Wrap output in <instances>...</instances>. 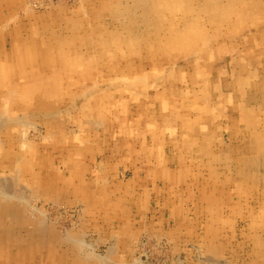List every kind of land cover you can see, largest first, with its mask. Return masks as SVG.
<instances>
[{
  "label": "rangeland",
  "instance_id": "obj_1",
  "mask_svg": "<svg viewBox=\"0 0 264 264\" xmlns=\"http://www.w3.org/2000/svg\"><path fill=\"white\" fill-rule=\"evenodd\" d=\"M92 1L17 0L16 2L14 20L10 19L7 23V27L13 31L27 26L26 22L29 18L32 20L39 18L43 19L42 21L47 20V23L58 28L59 32L63 28L62 32L69 35L71 32L76 33V29L71 31L70 25L73 21L79 25L80 32L77 33L85 35L86 38L89 37L90 42L94 40L95 43L100 42V44L89 46L92 48L88 52H92L90 59L94 65L93 71L85 64L78 68L79 71L73 73L71 80L66 77L71 84L66 87L69 91L53 94L45 89V95L48 97L40 95L43 97L41 99L38 96L30 99V94H27L24 99L30 100L26 103L18 101V98L11 96V93L4 92L5 96L2 97L0 105V186L7 184L9 194L5 186L6 192L1 195V199L16 203L19 202L17 198L21 197L22 200L27 198L30 205L28 204L27 210L23 212L30 220L44 216L47 217V224L50 227L56 225L65 234L72 230L74 233H83L90 251L95 248L93 253L101 255L109 253L110 258L113 256L116 259L118 254L110 248L113 244L110 241L99 242L96 236L99 238L100 235L90 233L92 229L88 224L92 214H88L89 206L84 198H78L76 201L63 193L61 198L44 199L30 182L23 180L28 179L32 173L18 168V154L31 151L30 154L34 158L35 153L38 155L43 150V155L48 152L53 158L56 173L63 171L68 175L67 184L70 188V183L74 184V181L69 177L68 156L70 152L74 153V144H79L82 151L89 153L88 157L81 159L85 162L84 165L90 167L88 173L90 178H100L101 186L107 188L119 183L120 187L123 186L117 194L120 196L121 209L126 208L127 214L137 219V224L131 226L135 227L132 228V239L134 234L139 236L136 233L138 230L143 229L142 235L134 245L135 248L123 247V262L128 264H264V0H219L220 2L218 0H164V5L168 4L164 8L168 7L166 16H169L170 20H163L166 17L163 14H157L156 25L147 28L140 24L139 31L128 27V29L119 28V25L116 26L110 20L106 21L111 22L109 27L112 29L104 31L103 19L100 17L95 21L94 18V15L97 16L96 12L101 11V7L93 13ZM99 1L96 0L93 3H100ZM160 3H163V0H160ZM5 11L9 16L7 7ZM173 18L176 19L177 25H174V28L171 22ZM92 20L94 22H91ZM187 21L193 22L189 24L194 26L191 27L192 33L189 31L188 37H184ZM93 23L96 26L94 31ZM165 24L167 25L163 27ZM178 25L181 26L178 27ZM68 27L70 29L67 30ZM95 33H100V37H92ZM190 38H193V41H190ZM188 41L190 42L185 43ZM87 47L83 44L79 46L83 51H86ZM159 74L163 76L160 75V77ZM133 75H136V80L139 79L138 83ZM119 77L121 80L131 79V85L127 79V82L121 81ZM143 79H146V82ZM142 80L144 83H141ZM59 82L64 83L61 77ZM85 86L87 88L83 91ZM140 87L146 93L143 90L140 91ZM123 97L131 100L128 114H122L118 107L117 102ZM6 98L10 99L7 103H5ZM103 98L104 103H100L98 107H89V101L102 102ZM15 101L19 102V106L14 104ZM164 103L167 104L163 105ZM239 105L240 109L237 110L236 106ZM92 108H99V110L94 112ZM202 115L206 117L200 121ZM8 117L12 119L8 120ZM2 120L6 124H3ZM126 121L132 128L130 135H127L122 127ZM1 123L5 127L1 126ZM150 123H152L151 132L147 133L145 129ZM97 124H99L98 127ZM73 138L76 139L74 144ZM82 142L85 143L82 144ZM120 148H123L122 153L119 152ZM109 152L115 155V158L107 161ZM159 158H162L161 163ZM39 163L40 156L38 163L33 166L38 173L45 170L37 166ZM1 177L6 180L4 178L2 180ZM10 177L8 181L7 178ZM180 177L183 179L182 181L179 179L182 183L179 187H187L186 194L192 199V204L183 205V207L191 209L192 213L194 211V214L182 215L185 218L188 217L187 225L182 222V216H176L175 213L173 215L171 212L174 210L173 207V210H168L163 206V202L168 201L165 197L168 196L169 185L173 188V180ZM128 184L131 186L134 184L137 187L135 195L129 193ZM204 195L210 198L217 196V201L219 200L216 204L217 213L206 212L205 209L209 208L206 204L209 201L202 199ZM170 197H173L172 193ZM164 198L165 200L162 201ZM146 199L148 201L144 202ZM168 203L171 202L168 201ZM211 204L215 205L213 202ZM19 207L23 208L21 205ZM112 208L114 209L115 206ZM115 212L120 213L122 217L118 216L110 220L111 225L106 227L110 233L114 230L117 221L127 222L120 211ZM148 221H154V223L151 224ZM199 222L201 228L194 229L193 223ZM5 223L3 221L0 223V230L6 228ZM175 230H177L175 238L168 235ZM124 234L125 239V231ZM5 238H7L6 235L3 236V240ZM128 242L131 246L133 245L130 239ZM8 247L6 244L2 245V237H0V250L5 253V257L6 252L9 254ZM110 250H113L114 254ZM42 256L45 257L46 253H42Z\"/></svg>",
  "mask_w": 264,
  "mask_h": 264
},
{
  "label": "bare ground",
  "instance_id": "obj_2",
  "mask_svg": "<svg viewBox=\"0 0 264 264\" xmlns=\"http://www.w3.org/2000/svg\"><path fill=\"white\" fill-rule=\"evenodd\" d=\"M96 0H93L91 3V7L95 11L98 10V7H101V11H97V16L94 15L95 21L100 19V17L103 19L104 23V31L105 30H111L112 28L109 27V23H114L116 26L119 25V28L124 29H135L138 30L140 28V24L142 26H145L147 28H151L156 23H158V15L157 14H163L166 18H163V20H170L169 16H166V10L164 6H168V4L164 5L163 3H160V0H100V3L97 6L95 2ZM169 1V0H168ZM193 1V0H192ZM199 1V0H198ZM219 1V0H218ZM255 1V0H254ZM17 0H0V105H1V99L4 97V92L6 94L11 93V96L14 98H18L17 100L20 102H28L32 97L41 99L43 98L40 95H43L45 97H48L46 94V90H49L47 92H50L53 94L55 92H64L69 91L67 86H70L68 80H66V77H69L70 80L74 76L73 73H76L79 71L78 68L83 67L85 64L89 66V68L93 71V64L90 59V56H92V52L90 51L92 48H89L90 45L94 44H100V42H96L92 40V42L89 41V37L86 38L85 35H81V33L78 31V23L73 22L70 25L71 31L73 29H76V33H72L67 35L62 32L64 30L62 27L61 32H59L56 27H52L50 24L46 21H42L43 19L36 18L35 20H32L29 18V20L26 22L27 26H24L19 28L18 30L13 31L11 28H8L7 23L10 21V19L14 20V11ZM35 2V1H33ZM88 2V1H87ZM175 2V1H174ZM220 2V1H219ZM235 2V1H234ZM258 2V1H257ZM260 2V1H259ZM42 3V2H39ZM218 3V2H217ZM223 3V2H222ZM31 4V3H30ZM61 4V3H60ZM83 4V3H81ZM242 4V3H241ZM262 4V3H261ZM22 5V4H21ZM28 5V4H27ZM33 5V4H32ZM62 5V4H61ZM76 5V4H75ZM220 5V4H219ZM230 5V4H229ZM246 5V3H245ZM254 5V4H253ZM68 6V5H67ZM83 6V5H82ZM159 6H163V8H158ZM5 7L8 8V12H10V15L7 16V11H5ZM49 7V6H48ZM96 7V8H95ZM180 7V6H178ZM187 7V6H186ZM189 7V6H188ZM227 7V6H226ZM19 8V7H18ZM37 8V7H36ZM66 8V7H65ZM71 8V7H70ZM79 8V7H78ZM158 8V9H157ZM177 8V7H176ZM209 8V7H208ZM25 9V8H24ZM41 9V8H40ZM212 9V8H211ZM230 9V8H229ZM79 10V9H78ZM195 11V10H194ZM228 11V10H227ZM55 12V11H54ZM70 12V11H69ZM191 12V11H190ZM83 13V12H82ZM187 13V12H185ZM249 13V12H248ZM55 14V13H54ZM78 14V13H77ZM180 14V13H179ZM243 14V13H242ZM247 14V13H245ZM243 14V15H245ZM251 14V13H250ZM259 13H257L258 15ZM30 15V14H29ZM53 15V14H52ZM102 15V16H101ZM35 16V15H34ZM72 16V15H71ZM86 16V15H85ZM253 16V15H252ZM32 17V16H30ZM54 17V16H53ZM241 17V15H240ZM245 18V16H243ZM175 18V17H174ZM174 18L171 20L173 23L172 27L174 28L177 26L175 24ZM189 18V17H188ZM200 18V16H199ZM204 18V17H203ZM260 18V17H259ZM55 19V18H54ZM88 19V18H87ZM193 19V18H192ZM49 20V19H48ZM52 20V19H51ZM75 20V19H74ZM106 20H110L111 22H107ZM197 20V19H195ZM205 20V19H204ZM232 20V19H231ZM241 20V19H240ZM254 20V19H253ZM163 21V22H166ZM194 21V20H193ZM219 21V20H218ZM221 21V20H220ZM242 21V20H241ZM65 23V21H63ZM62 22V23H63ZM91 22H94L92 20ZM188 22V21H187ZM200 22V21H199ZM61 23V24H62ZM167 23V22H166ZM193 22H188L186 24L187 30L184 33V37H188V33H192L191 27L194 25L189 24ZM162 24V23H161ZM179 24V23H178ZM233 24V23H232ZM58 25V24H57ZM56 25V26H57ZM167 24L163 25L165 27ZM175 25V26H174ZM183 25V24H181ZM181 25H178L180 27ZM199 25V24H198ZM252 25V24H251ZM66 26V25H65ZM114 26V25H112ZM160 26V25H159ZM185 26V25H184ZM237 26V25H236ZM253 26V25H252ZM27 27V28H26ZM93 31L95 30V23L92 24ZM99 26H97L98 28ZM102 27V29H103ZM128 27V28H127ZM157 27V26H156ZM198 27V26H197ZM114 28V27H113ZM200 28V27H199ZM70 29L69 27L67 30ZM238 29V28H237ZM251 31L254 29L250 28ZM90 30V29H88ZM205 30V29H204ZM73 31V32H75ZM132 31V30H131ZM139 31V30H138ZM183 31V30H182ZM69 32V31H68ZM125 32V31H124ZM146 32V31H145ZM151 32V31H150ZM205 32V31H204ZM255 32V31H254ZM143 33V32H142ZM251 33V32H250ZM76 34V35H75ZM100 34V33H99ZM98 33L94 34V36L100 37ZM104 34V33H103ZM106 34V33H105ZM118 34V33H117ZM211 34V33H210ZM92 35V34H91ZM139 35V34H137ZM155 35V34H154ZM170 35V34H169ZM240 35V33L238 34ZM253 36V34H252ZM68 37H72L71 39ZM127 37V36H126ZM167 37V36H166ZM207 37V36H206ZM220 37V36H219ZM103 38V37H102ZM158 38V37H157ZM171 38V37H170ZM110 39V38H109ZM143 39V38H142ZM169 39V38H168ZM201 39V38H200ZM141 40V38H140ZM164 40V39H163ZM214 40V39H213ZM250 40V39H249ZM152 41V40H151ZM172 41V40H171ZM190 41H193V38H190ZM185 42V43H189ZM202 41V40H200ZM216 41V40H215ZM115 42V41H114ZM173 42V41H172ZM217 42V41H216ZM220 42V41H219ZM108 43V42H107ZM88 46L86 51H83L79 48L80 45ZM110 44V43H109ZM108 44V45H109ZM153 44V43H151ZM171 44V42H170ZM175 44V42H173ZM209 44V43H208ZM211 44V43H210ZM205 45V44H204ZM217 45V43H216ZM206 46V45H205ZM129 47V46H128ZM131 47V46H130ZM211 47V45H210ZM252 47V46H251ZM255 47V46H253ZM257 47V46H256ZM160 48V47H159ZM190 48V47H189ZM133 49V48H132ZM135 49V48H134ZM181 49V48H180ZM250 49V48H249ZM254 49V48H251ZM250 49V50H251ZM179 50V49H178ZM177 50V51H178ZM184 50V49H183ZM205 50V49H204ZM240 50V49H239ZM245 50V49H244ZM151 51V50H150ZM153 51V50H152ZM207 51V49H206ZM140 52V51H139ZM194 51H192L193 53ZM204 52V51H203ZM208 52V51H207ZM211 52V51H210ZM153 53V52H152ZM184 53V52H183ZM139 54V53H138ZM196 54V53H195ZM199 54V53H198ZM243 54V52H241ZM132 55V54H131ZM149 55V54H148ZM194 54H192L193 56ZM232 55V54H231ZM151 57V56H150ZM188 57V56H185ZM243 57V56H242ZM162 58V57H161ZM182 58V57H181ZM197 58V57H196ZM195 58V59H196ZM201 58V57H200ZM204 58V57H203ZM257 58V57H256ZM260 58V57H259ZM94 59V58H93ZM97 60V59H96ZM110 60V59H108ZM137 60V59H136ZM135 60V61H136ZM154 60V59H153ZM152 60V61H153ZM183 60V58H182ZM198 60V59H197ZM245 60V59H244ZM243 60V61H244ZM76 61V62H73ZM95 61V60H94ZM130 61V60H129ZM151 61V62H152ZM172 61V60H171ZM200 61V60H199ZM259 61V60H258ZM133 62V61H132ZM139 62V61H138ZM164 62V61H163ZM169 62V61H168ZM195 62V61H194ZM193 62V63H194ZM202 62V61H201ZM192 63V64H193ZM168 64V63H167ZM185 64V63H184ZM191 64V62H190ZM202 64V63H201ZM141 65V63H140ZM152 65V64H151ZM159 65V64H158ZM166 65V64H165ZM173 64H171L172 66ZM175 65V64H174ZM163 66V65H162ZM178 66V64H177ZM195 66V65H194ZM200 66V64H199ZM102 67V66H101ZM105 67V66H104ZM103 67V68H104ZM138 67V66H137ZM152 67V66H151ZM173 67V66H172ZM182 67V66H181ZM201 67V66H200ZM205 66H203L204 68ZM149 68V67H148ZM218 68V67H217ZM119 69L121 67L119 66ZM192 69V67H191ZM206 69V68H205ZM215 69V67H214ZM219 69V68H218ZM97 70V69H96ZM118 70V69H117ZM148 70V69H147ZM211 70V69H210ZM104 71V70H103ZM156 71V70H155ZM172 71V70H171ZM177 71V70H176ZM219 71V70H217ZM63 73V75L61 73ZM88 72L90 70L88 69ZM159 72V71H157ZM166 72V71H165ZM170 72V70H169ZM203 72V71H202ZM206 72V71H205ZM213 72V71H212ZM210 72V74L212 73ZM138 73V72H137ZM144 73V72H143ZM161 73V72H159ZM255 73V72H254ZM257 73V72H256ZM146 76V73H144ZM162 74V73H161ZM159 74V76L161 75ZM178 74V73H177ZM101 75V74H100ZM152 75V74H151ZM223 75V74H222ZM99 76V75H98ZM134 76V75H133ZM144 76V75H143ZM163 76V75H161ZM160 76V77H161ZM257 76V75H256ZM259 76V75H258ZM60 77L64 81V83H60ZM136 80V75L134 76ZM142 77V75H141ZM204 77V76H202ZM98 78V77H97ZM120 78V77H119ZM129 78V77H128ZM140 78V75H139ZM144 78V77H143ZM261 78V76H260ZM99 79V78H98ZM127 79V78H126ZM125 78L122 79L123 81L126 80ZM141 79V78H140ZM153 79V78H152ZM155 79V78H154ZM163 79V77H162ZM166 79V78H165ZM169 79V78H168ZM96 80V79H95ZM117 81V79H115ZM121 80V78H120ZM121 80V81H122ZM128 80V79H127ZM126 80V82H127ZM131 80V79H130ZM130 80H128L129 84L131 83ZM133 79V81H135ZM139 80V79H137ZM136 80V81H137ZM144 81L146 79H143ZM142 80V81H143ZM215 80V79H214ZM213 80V81H214ZM141 82V83H144ZM177 81V80H176ZM114 82V81H113ZM146 82V81H145ZM243 82V81H242ZM246 82V81H245ZM97 83V82H95ZM94 83V84H95ZM138 83V81H137ZM160 83V82H159ZM185 83V82H184ZM238 83V82H237ZM249 83V82H248ZM255 83V82H254ZM85 84V83H84ZM92 84V81H91ZM114 84V83H112ZM140 84V83H139ZM171 84V83H170ZM182 84V83H181ZM214 84V83H213ZM246 84V83H245ZM259 84V83H258ZM88 85V84H87ZM86 85V86H87ZM90 85V84H89ZM119 85V84H118ZM128 84H126L127 86ZM131 85V84H130ZM142 85V84H140ZM139 85V86H140ZM153 85V84H152ZM161 84H159L160 86ZM193 85V84H192ZM197 85V84H196ZM238 85V84H237ZM83 86V85H82ZM83 87V91L87 87ZM120 86V85H119ZM137 86V85H136ZM158 86V87H159ZM47 87V88H46ZM49 87V88H48ZM90 87V86H88ZM143 87V85H142ZM146 87V86H144ZM143 87V88H144ZM155 87V86H154ZM168 87V86H167ZM166 87V88H167ZM181 87V86H180ZM186 87V86H185ZM184 87V88H185ZM190 87V86H189ZM218 87V86H217ZM252 87V86H251ZM85 88V89H84ZM103 88V87H102ZM128 88V87H127ZM138 88V87H137ZM142 88V90H143ZM156 88V87H155ZM174 88V87H173ZM197 88V87H196ZM211 88V87H209ZM253 88V87H252ZM46 89V90H45ZM94 89V88H93ZM104 89L106 87L104 86ZM126 89V88H125ZM131 89V88H130ZM134 89V88H133ZM147 89V87H146ZM175 89V88H174ZM173 89V90H174ZM180 89V88H179ZM128 90V89H127ZM138 90V89H137ZM141 87H140V91ZM149 90V89H147ZM146 90V91H147ZM155 90V89H154ZM158 90V88H157ZM160 90V89H159ZM182 90V89H181ZM144 91V90H143ZM184 91V89H183ZM182 91V92H183ZM191 91V90H190ZM82 92V91H81ZM105 92V90H104ZM111 92V91H110ZM130 92V91H129ZM134 92V90H133ZM136 93L138 91H135ZM145 92V91H144ZM149 92V91H148ZM181 92V93H182ZM239 92V91H238ZM76 93V92H75ZM85 93V92H82ZM90 93V92H89ZM102 93V92H101ZM124 93V92H123ZM146 93V92H145ZM30 94V99L25 101L24 97ZM166 94V93H165ZM176 94V93H175ZM230 94V93H229ZM32 95V96H31ZM82 95V94H81ZM84 95V94H83ZM82 95V96H83ZM135 95V93H134ZM142 95V94H141ZM174 95V94H171ZM212 95V94H210ZM244 95V94H243ZM136 96V95H135ZM143 96V95H142ZM157 96L160 97V95L157 94ZM163 96V95H162ZM185 96V95H184ZM188 96V95H187ZM8 97V96H7ZM27 97V96H26ZM177 97V96H176ZM245 97V96H244ZM11 98V97H10ZM83 98V97H82ZM85 99V98H84ZM168 99V98H167ZM254 99V98H253ZM7 100H10L9 98H6L5 103H7ZM162 100V99H161ZM166 100V97H165ZM15 101L14 104L19 106V102ZM77 101V100H76ZM80 101V100H79ZM131 100L129 98H120L118 100V107L121 109L122 114H128L130 112V103ZM74 102V101H72ZM115 102V101H114ZM167 102V101H166ZM69 103V102H68ZM75 103V102H74ZM82 103V102H81ZM100 103H104V98L102 99V102L100 100L98 101H89V107H98ZM230 103V102H229ZM77 104V103H76ZM115 104V103H114ZM136 104V103H135ZM146 104V103H145ZM148 104V103H147ZM150 104V103H149ZM167 103H164L163 105H166ZM224 104V103H223ZM231 104V103H230ZM254 104V103H253ZM79 105V104H78ZM213 105V104H212ZM241 105V104H240ZM240 105L236 106V109H240ZM75 106V105H73ZM52 107V106H51ZM79 107V106H78ZM146 107V106H145ZM166 107V106H164ZM202 107V106H201ZM66 108V107H65ZM71 108V107H69ZM162 108V106H161ZM175 108V107H174ZM194 108V107H193ZM213 108V107H212ZM38 109V108H37ZM74 109V108H72ZM80 109V108H79ZM92 111H98L99 108L94 109L92 108ZM116 109V108H115ZM118 109V108H117ZM190 110V109H189ZM215 110V109H214ZM256 110V109H255ZM2 111V110H1ZM33 111V110H32ZM71 111V110H70ZM75 111V110H72ZM29 112V111H28ZM58 112V111H57ZM78 112V111H77ZM170 112V111H169ZM215 112V111H214ZM256 112V111H255ZM1 113V112H0ZM30 113V112H29ZM28 113V114H29ZM44 113V112H43ZM50 113V112H49ZM59 113V112H58ZM64 113V112H62ZM259 113V112H258ZM53 114V113H52ZM148 114V113H147ZM261 114V113H260ZM56 115V113H55ZM264 115V114H263ZM10 116V114H9ZM32 116V115H31ZM39 116V115H38ZM145 116V114H144ZM224 116V115H223ZM6 117V116H5ZM2 117V118H5ZM20 117V116H19ZM29 117V116H28ZM33 117V116H32ZM50 117V116H49ZM127 117V116H126ZM141 115L139 116V118ZM146 117V116H145ZM206 115L200 116L202 121V118H205ZM67 118V117H66ZM135 118V117H134ZM147 118V117H146ZM155 118V117H153ZM12 119L8 117V120ZM94 119V118H93ZM244 119V118H243ZM253 119V118H252ZM56 120V119H55ZM58 120V119H57ZM72 120V119H71ZM119 120V118H118ZM153 120V119H152ZM155 120V119H154ZM259 120V119H258ZM261 120V119H260ZM47 121V120H46ZM191 121V120H190ZM251 121V120H250ZM10 122V121H9ZM14 122V121H13ZM16 122V121H15ZM48 122V121H47ZM54 122V121H53ZM52 122V123H53ZM199 122V121H198ZM3 123V120H2ZM1 123V126L3 124ZM8 123V122H7ZM11 123V122H10ZM45 123V122H44ZM88 123H90L88 121ZM93 123V122H92ZM95 123V122H94ZM14 124V123H13ZM21 124V122H20ZM19 124V125H20ZM30 124V123H29ZM70 124V123H69ZM101 124V123H100ZM105 124V123H104ZM247 124V123H246ZM17 125V123H16ZM52 125V124H51ZM99 124H97L98 127ZM132 125V124H131ZM243 125V124H242ZM256 125V124H255ZM4 126V125H3ZM15 126V125H14ZM30 126V125H29ZM44 126V125H43ZM90 126V125H89ZM93 126V125H92ZM119 126V125H118ZM135 126V125H134ZM165 126V125H164ZM167 126V125H166ZM258 126V124H257ZM5 127V126H4ZM20 127V126H19ZM75 127V126H74ZM107 127V126H106ZM123 129H125V133L127 135H130L132 133V128L130 127V124L128 121H126V124H122ZM54 128V127H53ZM117 128V127H116ZM152 123L148 124L146 127L147 133L151 132ZM2 129V128H1ZM71 128H69L70 130ZM113 129V128H112ZM209 129V128H208ZM241 129V128H240ZM259 129V128H258ZM3 130V129H2ZM29 130V129H28ZM32 130V129H31ZM261 130V129H259ZM26 131V130H25ZM110 131V130H109ZM114 131V130H113ZM243 130H241L242 132ZM54 132V131H53ZM72 132V131H71ZM111 132V131H110ZM124 132V131H123ZM167 133V132H166ZM248 133V132H247ZM74 134V133H73ZM242 134V133H241ZM4 135V134H3ZM35 135V134H34ZM84 135V134H83ZM111 135V134H110ZM146 135V134H145ZM259 135V134H257ZM28 136V133H27ZM173 136V135H172ZM246 136V135H245ZM7 137V136H6ZM15 137V136H14ZM23 137V136H22ZM33 137V136H32ZM39 137V133H38ZM202 137V136H201ZM204 137V136H203ZM35 138V137H34ZM47 138V137H46ZM52 138V137H51ZM261 138V137H260ZM263 138V137H262ZM33 139V138H32ZM97 139V138H96ZM201 139V138H200ZM76 139L73 138L72 142L74 144V141ZM155 140V139H154ZM243 140V139H242ZM39 141V140H38ZM41 141V140H40ZM92 141V140H91ZM117 141V140H116ZM3 142V141H2ZM36 142V141H35ZM172 142V141H171ZM201 142V141H200ZM237 142V141H236ZM264 142V141H263ZM85 142H82V144ZM94 143V142H93ZM257 143V142H256ZM39 144V143H38ZM240 144V143H239ZM238 144V145H239ZM25 145V144H24ZM23 145V146H24ZM126 145V144H125ZM148 145V144H147ZM150 146V145H149ZM262 146V145H261ZM260 146V147H261ZM3 147V146H2ZM7 147V146H6ZM22 147V146H21ZM57 147V146H56ZM98 147V146H97ZM259 147V146H258ZM257 147V148H258ZM74 153H69L68 158V165L70 169L69 177L74 181V184L70 183L67 184L68 175L62 171H59V173H56V170L53 165V158L46 152L43 155V150L38 155L35 153V157L33 158L30 154L31 151H23L22 153L18 154L17 157L19 160L18 162V168L23 170H29L32 175L28 179H23L25 181H28L31 183V186L35 188L36 192L38 191L44 199L47 197L52 199L61 198L63 196V193L65 196L72 197L74 200L78 201V198H84L86 203H88V214H92V217H98L103 218L104 221L108 224H110V220L114 217H122L120 213H117L115 211H120L125 217L127 222H121L117 221L116 226L121 230V232L124 234V231L126 233V238L124 237H116L112 234V231L110 233L109 229H107V232L105 233L106 236L109 237V240H113V244L115 245L113 247L114 252L119 254L116 259L112 256L110 258V255H101V254H95L92 251L89 250L87 241L84 238L83 233H74L73 230L69 231L68 233L61 232V228L57 227L56 225L49 226L47 224V217L43 218H37L35 220H30L29 217L25 215L23 212L24 210H27V205L29 202H27V198L25 200H22V198L18 195L17 198L19 202L11 203V200H2L1 195H4L5 186L6 189L9 188L7 184H4L2 187L0 186V221L6 222V228L0 230V237H2V245L6 244L10 248L9 254L5 253L0 250V264H128L127 262H123L122 258V252L123 247L127 244L128 239H132V227L131 224L135 223L137 219H133L132 216L127 214V209L122 207L121 209V200L118 192L120 190L119 188H122L123 186L120 184L111 185L109 188L105 186H101L102 183H99L101 181L100 178L96 177H89V169L88 165H84L83 163V157H85L89 154L86 153L84 150L82 151V148H80L79 144L73 146ZM100 148V147H99ZM146 148V147H145ZM256 148V147H255ZM41 149V148H40ZM93 149V148H92ZM225 149V148H223ZM237 149V148H236ZM95 150V149H94ZM100 150V149H99ZM132 150V149H131ZM144 150V149H143ZM5 151V149H4ZM21 151V150H20ZM98 151V150H97ZM145 151V150H144ZM192 151V150H191ZM226 151V150H225ZM51 152V151H49ZM91 152V151H89ZM120 153L123 152V148H120ZM158 152V151H157ZM161 152V151H160ZM261 152V151H260ZM92 153V152H91ZM125 153V152H124ZM145 154V152H143ZM130 154V153H129ZM254 154V153H253ZM256 154V153H255ZM109 152L107 154V161L110 159L115 158V155H113ZM159 155V154H158ZM157 155V156H158ZM40 156V163L37 165L41 170L40 173L36 172L34 170L36 165L38 163V157ZM89 156V155H88ZM87 156V157H88ZM147 156V155H146ZM161 156V155H160ZM216 156V155H215ZM118 157V156H117ZM1 158V156H0ZM82 158V159H81ZM127 159V157H124ZM160 159V158H159ZM162 159V158H161ZM159 160L161 163L162 160ZM173 159V158H172ZM185 159V158H184ZM255 159V158H254ZM147 160V159H145ZM158 160V158H157ZM165 160V159H164ZM1 161V160H0ZM239 161V160H238ZM81 162V165H80ZM93 162V161H92ZM158 162V161H157ZM219 162V161H218ZM250 162V161H249ZM2 163V162H1ZM140 163V162H139ZM159 163V164H160ZM21 164H23L21 166ZM88 164V163H87ZM146 164V163H145ZM10 165V164H9ZM96 165V164H95ZM98 165V164H97ZM148 165V164H147ZM151 165V164H150ZM187 165V164H186ZM242 165V164H241ZM254 165V164H253ZM161 166V165H160ZM217 166V164H216ZM94 167V166H93ZM98 167V166H97ZM100 167V166H99ZM191 167V166H190ZM218 167V166H217ZM234 167V166H233ZM258 167V166H257ZM110 168V167H109ZM253 168V167H251ZM97 169V168H96ZM101 169V168H100ZM157 169V168H156ZM248 169V168H247ZM13 170V169H12ZM109 171V170H108ZM117 171V170H116ZM199 171V170H198ZM188 172V171H187ZM246 172V171H245ZM249 172V171H248ZM252 172V171H251ZM99 173V172H98ZM103 173V172H102ZM257 173V172H256ZM104 174V173H103ZM14 175V174H13ZM84 175V177H83ZM108 175V174H107ZM161 175V174H160ZM257 175V174H256ZM20 176V175H19ZM33 176V177H32ZM5 177V176H4ZM4 177H1L4 178ZM241 177V176H240ZM250 177V176H249ZM258 177V176H257ZM6 178V177H5ZM4 178V179H5ZM106 178V177H105ZM104 178V179H105ZM111 178V177H110ZM11 177L7 180L9 181ZM181 178H178L176 181H178ZM3 180V179H2ZM6 180V179H5ZM13 180V179H12ZM22 180V179H21ZM64 181V182H63ZM238 181V180H237ZM243 181V180H242ZM13 184V181H11ZM1 183V181H0ZM4 183V181H3ZM2 183V184H3ZM10 183V182H9ZM107 183V182H106ZM110 183V182H109ZM205 183V181H204ZM249 183V182H248ZM10 184V185H11ZM124 184V183H123ZM110 185V184H108ZM129 185V184H128ZM236 185V184H235ZM119 186V187H118ZM11 187V186H10ZM126 187V186H125ZM130 194H136V188L134 184L129 185ZM141 187V186H140ZM2 188V189H1ZM172 188V187H171ZM170 192L172 193L175 189L174 187L171 189ZM223 188V187H222ZM14 189V187H13ZM12 189V193H13ZM249 189V188H248ZM18 190V189H17ZM111 190V191H109ZM205 190V188H204ZM233 190V189H232ZM20 191V190H18ZM121 191V190H120ZM9 194V189H8ZM249 192V191H248ZM26 193V192H25ZM233 193V192H232ZM11 194V193H10ZM23 194V193H22ZM174 194L177 196L178 200H181L186 194L183 190L175 191ZM191 194V193H190ZM14 195V194H13ZM61 195V196H60ZM117 195V197H116ZM170 195V193H168ZM211 195V194H210ZM214 195V194H213ZM227 195V194H226ZM15 196V195H14ZM17 196V195H16ZM217 197V196H216ZM210 198L209 196H206L205 199L208 202L206 206L208 205V212L211 213H217L218 206L216 205L218 202L217 198ZM13 198V196H12ZM191 198V197H188ZM193 198V197H192ZM219 198V197H218ZM203 199V197H202ZM15 200V199H14ZM13 200V201H14ZM21 200V201H20ZM34 200V199H33ZM67 200V199H66ZM65 200V201H66ZM148 201V199H146ZM146 201V202H147ZM167 201V199H166ZM34 202V201H33ZM32 202V204H34ZM215 204L214 206L211 204ZM61 203V202H60ZM59 203V204H60ZM52 204V203H51ZM19 205L23 206V208L19 207ZM30 205V204H29ZM37 205V204H36ZM85 205V204H84ZM165 208L169 210V208H172V205L170 203L167 204V202L164 203ZM183 205H188L186 201H182L180 207L173 210L174 213L179 214L182 216L183 214H188L189 210L188 208L183 207ZM32 206V205H31ZM112 206H115L113 209ZM213 206V207H211ZM258 206V205H257ZM33 207V206H32ZM80 207V206H79ZM78 207V208H79ZM86 207V206H85ZM59 208V207H58ZM77 208V209H78ZM258 208V207H257ZM35 210V209H34ZM82 210V209H81ZM115 210V211H114ZM47 211V210H46ZM52 211V210H51ZM80 211V210H79ZM249 211V210H248ZM30 212V211H29ZM34 212V211H32ZM55 212V210H53ZM57 212V211H56ZM67 212V211H66ZM77 212V211H76ZM36 213V212H35ZM51 213V212H50ZM69 213V212H68ZM28 214V213H27ZM52 214V213H51ZM60 214V213H59ZM48 215V214H47ZM56 215V214H55ZM62 215V214H61ZM40 216V215H39ZM67 216V215H66ZM32 217V216H31ZM63 217V216H62ZM183 217V216H182ZM50 219V218H49ZM56 219V218H55ZM54 219V220H55ZM60 219V216H59ZM123 219V218H122ZM51 220V219H50ZM58 220V219H57ZM183 220H185V217H183ZM63 221V220H62ZM0 222V223H1ZM85 222V221H84ZM78 226V225H77ZM102 226V223L97 224L98 229L100 230ZM9 227V228H8ZM108 228V227H107ZM4 230V231H3ZM79 230V229H78ZM3 231V232H2ZM75 231V230H74ZM142 230H138L136 233L139 236H136L134 234L133 242L139 238L142 235ZM6 232V234L4 233ZM102 232V231H101ZM103 233V232H102ZM134 233V232H133ZM109 234V235H108ZM6 235L7 238L3 240V236ZM125 235V234H124ZM144 235V234H143ZM245 235V234H244ZM213 236V235H212ZM205 237V236H204ZM103 234L97 236V239H103ZM127 239V240H126ZM255 239V238H254ZM258 239V238H257ZM246 241V240H245ZM253 243V242H252ZM237 244V243H236ZM128 245V244H127ZM197 245V244H195ZM191 246V244H190ZM198 246V245H197ZM87 248V249H86ZM192 248V247H191ZM197 248V247H196ZM224 248V247H223ZM120 250V253H118ZM193 250V249H192ZM113 250H111V253H113ZM179 252V251H178ZM42 253H46L47 257L46 259H40L45 258L42 256ZM121 256V257H120ZM135 256V255H134ZM192 256V255H191ZM193 257V256H192ZM136 257H134L135 259ZM179 258V257H178ZM198 258V257H197ZM213 259V258H212ZM223 259V258H222ZM179 260V259H178ZM133 261V260H132ZM138 261V260H137ZM183 261V259H182ZM217 261V260H216ZM223 261V260H222ZM180 262V261H178ZM218 262V261H217ZM240 262V261H239ZM141 263V262H140ZM224 263V261H223ZM136 264V263H135ZM138 264V263H137ZM212 264V263H211ZM216 264V263H215Z\"/></svg>",
  "mask_w": 264,
  "mask_h": 264
},
{
  "label": "crops",
  "instance_id": "obj_3",
  "mask_svg": "<svg viewBox=\"0 0 264 264\" xmlns=\"http://www.w3.org/2000/svg\"><path fill=\"white\" fill-rule=\"evenodd\" d=\"M204 119V118H203ZM83 177H84V175H83ZM181 178V181H182V177H180ZM181 181H176V180H173V183H172V185H173V187L175 188V189H172L173 190V192H172V195H173V197H170L171 196V192H170V188H171V185H169V188H168V190H169V192L168 193H170V195H168L167 197H165L169 202H171L170 204L172 205V207L174 208V210L175 209H177L178 207H180V205H181V202L182 201H186L187 202V204L189 205V204H192V199L191 198H188V196L187 195H185L181 200H178V198H177V196L174 194V192L175 191H180V190H183L184 192H186L185 191V189L187 188V187H179L182 183H180ZM120 184V183H119ZM116 186L118 185V184H115ZM119 187V186H118ZM120 190H121V188H119ZM189 190H193V189H191V188H188ZM198 189V188H197ZM120 190H118V192H120ZM159 197V196H158ZM205 195H204V197H203V199L204 200H206L205 199ZM165 198L162 200V201H164L165 200ZM147 201V200H146ZM146 201H144V202H146ZM168 201H167V203H168ZM207 201V200H206ZM216 202H219V200L218 201H216ZM163 204H164V202H163ZM176 204H178V205H176ZM164 207H165V205H163ZM169 209H172V208H169ZM172 213H173V215H174V212L173 211H171ZM206 212H208V210H206ZM189 213H192V210L190 209L189 210ZM209 213V212H208ZM176 214V213H175ZM192 214H194V211H193V213ZM176 216H179L180 217V215L179 214H176ZM101 216H98V217H92L91 218V220H90V222H89V228L90 229H92V231H90V233H93L94 235H102L103 234V236H104V238L103 239H97V240H99V242H102V241H110L112 244H113V241H112V239L111 240H109V237L108 236H106L105 235V233L107 232V229H106V227H108V224L104 221V219L103 218H100ZM188 218V217H187ZM187 218H185V220H182V222L184 223V225H187L188 223H186V221L188 220ZM199 219H200V217H198ZM197 218V219H198ZM196 219H194V221H195ZM200 221H201V219H200ZM151 221H148V223H150ZM100 223H102V226H101V229L99 230L98 228L99 227H97V224H100ZM152 223H154V221H152L151 222V224ZM137 224V220H136V222L135 223H133V224H131V226H135ZM193 225H194V229L195 228H197V227H199V228H201V224H200V222L199 223H193ZM191 227H192V225H191ZM132 228H135V227H132ZM178 229V228H177ZM132 230V229H131ZM140 230H142V229H140ZM173 230V229H172ZM103 233H102V232ZM89 233V232H88ZM176 233H177V230H175V231H171V232H169L168 233V235H172L173 237L172 238H175L176 237ZM112 234L114 235V236H116V237H124L125 235L121 232V230L117 227V226H115L114 227V230H112ZM85 236V235H84ZM90 236H92V235H90ZM97 237V236H96ZM85 238V237H84ZM86 240V239H85ZM127 240V239H126ZM138 240H139V238H137L134 242H133V240L132 239H130V242H131V244H133L132 246L130 245V243L128 242V240H127V244L124 246V247H132V248H135L134 247V245H136V243L138 242ZM175 240V239H174ZM98 242V243H99ZM115 245L113 244L110 248H112L113 249V247H114ZM110 252H111V250H110ZM108 253V252H107ZM113 254V253H112ZM103 255H105V256H107V255H109V253L108 254H103ZM119 255V254H118ZM121 257V256H120Z\"/></svg>",
  "mask_w": 264,
  "mask_h": 264
}]
</instances>
